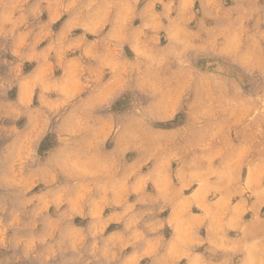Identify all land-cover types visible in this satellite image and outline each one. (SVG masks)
<instances>
[{"label": "clouds", "instance_id": "clouds-1", "mask_svg": "<svg viewBox=\"0 0 264 264\" xmlns=\"http://www.w3.org/2000/svg\"><path fill=\"white\" fill-rule=\"evenodd\" d=\"M0 264H264V0H0Z\"/></svg>", "mask_w": 264, "mask_h": 264}]
</instances>
